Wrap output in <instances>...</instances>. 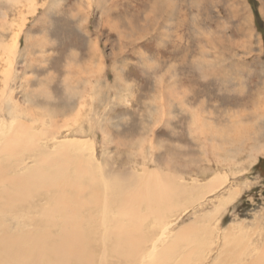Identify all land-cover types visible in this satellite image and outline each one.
I'll return each mask as SVG.
<instances>
[{"label": "rangeland", "instance_id": "rangeland-1", "mask_svg": "<svg viewBox=\"0 0 264 264\" xmlns=\"http://www.w3.org/2000/svg\"><path fill=\"white\" fill-rule=\"evenodd\" d=\"M0 98V134L19 102L43 142L59 129L108 167L224 177L173 228L201 220L194 263L208 225L244 237L221 264L263 250L264 0H0Z\"/></svg>", "mask_w": 264, "mask_h": 264}, {"label": "bare ground", "instance_id": "bare-ground-1", "mask_svg": "<svg viewBox=\"0 0 264 264\" xmlns=\"http://www.w3.org/2000/svg\"><path fill=\"white\" fill-rule=\"evenodd\" d=\"M14 107L9 132L0 134V264L194 263L193 255L203 248L180 245L196 240L201 220L173 228L190 208L223 188L224 177L187 187L158 169L108 167L96 160L88 142L62 137L59 129L43 142L45 132L21 120L25 112L30 115L28 108L19 102ZM200 133L206 135L207 127ZM76 134L86 136L68 129L67 136ZM212 216L204 219L212 222ZM151 223L166 229H149ZM236 228L222 232L208 225L204 253L194 264H221L243 242ZM218 249L221 254L210 263ZM253 256L237 264H264V247Z\"/></svg>", "mask_w": 264, "mask_h": 264}, {"label": "trees", "instance_id": "trees-1", "mask_svg": "<svg viewBox=\"0 0 264 264\" xmlns=\"http://www.w3.org/2000/svg\"><path fill=\"white\" fill-rule=\"evenodd\" d=\"M256 6L257 5L255 4V7H254L255 16H256L257 21L260 23V27L262 28V25H261V22H260L259 12H258V9H257Z\"/></svg>", "mask_w": 264, "mask_h": 264}]
</instances>
